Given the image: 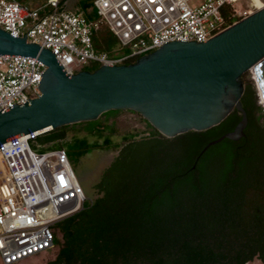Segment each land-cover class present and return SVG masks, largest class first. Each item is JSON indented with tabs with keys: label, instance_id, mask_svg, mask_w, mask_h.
Masks as SVG:
<instances>
[{
	"label": "trees",
	"instance_id": "16d2710c",
	"mask_svg": "<svg viewBox=\"0 0 264 264\" xmlns=\"http://www.w3.org/2000/svg\"><path fill=\"white\" fill-rule=\"evenodd\" d=\"M93 1L82 0L79 9L91 20L97 19ZM92 44L99 53L117 49L104 25ZM242 80L247 125L238 141L207 147L234 130L241 120L236 110L215 127L172 139L145 121L149 136L113 144L104 120L119 111H110L31 141L39 152L64 149L70 163L93 150L120 148L92 186L96 198L54 226L59 249L48 264H264V109L254 83ZM76 128L86 136L66 140ZM87 136L103 141L89 143Z\"/></svg>",
	"mask_w": 264,
	"mask_h": 264
},
{
	"label": "built area",
	"instance_id": "2783aa9c",
	"mask_svg": "<svg viewBox=\"0 0 264 264\" xmlns=\"http://www.w3.org/2000/svg\"><path fill=\"white\" fill-rule=\"evenodd\" d=\"M249 0H94L97 19L69 11L66 0L38 7L0 0V29L49 50L67 75L94 65L136 61L172 42L204 43L255 11ZM104 25L113 55L92 36ZM45 66L36 58L0 55V112L40 96ZM19 137L0 146V264H21L55 247L54 226L81 210L86 197L64 149L35 151Z\"/></svg>",
	"mask_w": 264,
	"mask_h": 264
},
{
	"label": "water",
	"instance_id": "95a60500",
	"mask_svg": "<svg viewBox=\"0 0 264 264\" xmlns=\"http://www.w3.org/2000/svg\"><path fill=\"white\" fill-rule=\"evenodd\" d=\"M0 55L36 58L45 66L40 96L0 112V146L93 122L110 111L136 113L172 139L215 127L236 110L241 120L234 130L207 147L238 141L247 125L240 100L249 72L264 109V7L207 42L168 43L134 63L93 72L67 75L49 50L1 29Z\"/></svg>",
	"mask_w": 264,
	"mask_h": 264
},
{
	"label": "rangeland",
	"instance_id": "374dc122",
	"mask_svg": "<svg viewBox=\"0 0 264 264\" xmlns=\"http://www.w3.org/2000/svg\"><path fill=\"white\" fill-rule=\"evenodd\" d=\"M20 4H27L29 6L40 5L46 0H16ZM82 0H66V8L69 11H78L81 7L80 3ZM248 3L253 4V6L245 7L241 4V10H251L255 11L254 3L250 0ZM245 80L252 81V73H246L244 75ZM104 120V119H103ZM105 125H112V135L110 140L113 144H121L122 138L129 135H136V138H143L149 136L150 129L147 127L145 120H143L138 114L130 111H119L115 115L109 116L104 120ZM109 131H105V134ZM86 136L84 132L79 129L68 130L66 134V140H70L73 137H84ZM89 143H102L103 138H97L95 136H87ZM33 150H37L35 146ZM119 147H110L109 149L103 150H93L92 152L82 156L80 159L74 160L71 164L74 174L83 188L86 200L92 201L96 198L95 192L92 190V186L98 182L99 177L103 170L107 168L110 163L117 157L119 153ZM44 152L45 150H40ZM56 237L59 242H61V235L56 232ZM59 246H55L54 249L48 253L42 254L40 256L30 258L21 264H48L52 261L57 252ZM250 264H260L257 260H254Z\"/></svg>",
	"mask_w": 264,
	"mask_h": 264
},
{
	"label": "bare ground",
	"instance_id": "6f19581e",
	"mask_svg": "<svg viewBox=\"0 0 264 264\" xmlns=\"http://www.w3.org/2000/svg\"><path fill=\"white\" fill-rule=\"evenodd\" d=\"M255 2V6L257 8V10H260L264 7V3L262 0H253ZM31 136H23L22 138H25V139H28L30 138Z\"/></svg>",
	"mask_w": 264,
	"mask_h": 264
},
{
	"label": "crops",
	"instance_id": "0c3cea01",
	"mask_svg": "<svg viewBox=\"0 0 264 264\" xmlns=\"http://www.w3.org/2000/svg\"><path fill=\"white\" fill-rule=\"evenodd\" d=\"M43 4V3H42ZM41 5V4H40ZM39 5H36V6H32V7H38Z\"/></svg>",
	"mask_w": 264,
	"mask_h": 264
}]
</instances>
